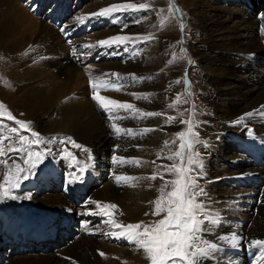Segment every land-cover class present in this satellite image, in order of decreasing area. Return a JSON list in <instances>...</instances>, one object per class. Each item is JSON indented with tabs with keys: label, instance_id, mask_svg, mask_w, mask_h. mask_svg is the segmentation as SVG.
Instances as JSON below:
<instances>
[{
	"label": "bare ground",
	"instance_id": "bare-ground-1",
	"mask_svg": "<svg viewBox=\"0 0 264 264\" xmlns=\"http://www.w3.org/2000/svg\"><path fill=\"white\" fill-rule=\"evenodd\" d=\"M202 1L190 0L193 17L198 22L195 26L200 35L197 39L199 45L193 46L191 51H193L194 60L202 70L209 113L202 135L205 140L202 146L204 180L202 178L199 180V186L204 194L199 199L219 221L215 224H207L206 227L209 230L202 235L205 240L217 242L220 245L215 259L207 260L206 264H226L229 261L228 250L231 246L219 240L221 235L236 233L243 240H264V178L261 181L260 175L264 174V170L254 168L247 163L244 166L239 162L245 157L236 146L235 135L237 133L248 138L247 149L258 150L264 155V152L255 144L256 140L264 141V65L260 61L261 56L264 55L262 49L264 14H262V23L258 27L254 16L234 7L231 0H215V6L210 11L203 9V6L199 7ZM155 2L157 0L153 3ZM225 2L230 4L226 5ZM113 3H122V1L89 0L84 3L81 11L89 15ZM31 4L32 0H0V58H3L1 61L12 74L9 76L3 72L1 68L3 65H0V78L2 72L5 74L0 79V86L7 88L10 94L4 96L1 91V99L3 96L5 102L19 108L25 122H31L29 125L31 131L38 133L47 142L56 140L57 143L49 144V146L51 148L56 146L58 154L59 139L72 137L77 143L90 149L97 163L88 165L84 160L78 159L79 164L89 169L84 174V183L90 186L87 191L90 193V205L87 206L88 210L82 217H79L80 213L72 206L74 202L67 196L68 190L65 185L59 186L58 191L46 192L42 199L39 197V191L34 188L32 191L28 189L22 193L31 194V199L12 200L16 204L23 203L25 211L36 218L38 227L32 234L34 239L45 236H52V238L45 239L48 253L29 249L30 245L23 246L25 248L23 252L13 250L12 247L19 241L15 232L20 225L13 213L4 212L2 216L4 221H0V247L2 246L0 252L8 260L5 264H150L144 252L139 250L133 242L113 237L110 235L111 232L102 233L100 230L102 219L107 217L87 213L98 212L97 205L90 203V201H98L101 206L106 203L118 206L117 209L112 210L114 219L117 218L118 223L128 224L140 221L147 223L161 218L145 216V213H151L153 205L148 202L158 197V189L164 180L157 176L151 187L145 185L143 188L141 182L143 179L149 180L147 177H150L154 171L157 173L164 171L160 165L170 162L163 159L170 153L164 144L168 142L167 136L175 132L177 124L175 119L171 123L167 122L168 116L176 118L168 105L176 90V74L183 71V68L179 67L176 70L174 66H171L166 70L168 76L166 86L162 90L157 89L159 80H146L142 84L134 81L123 83L122 78L126 75L125 73L145 74L140 67L145 62L134 60L127 63L124 54L126 51L123 48L124 51L121 53V47H101L102 51L109 53L102 57L101 51V57L93 59L89 56L94 53V50L82 46L90 41L92 45L98 46L97 42L100 40L116 35H130L131 27L126 30L125 22H117L94 31L95 34L88 39L85 37V41L83 38L77 39L75 44L80 50L79 55H86L80 64L76 60L68 59V55L72 56L71 49L65 48L64 42L47 22L27 13L26 10L28 7L31 8ZM122 13L123 11L120 14ZM163 15L157 17V25L163 22L158 33L164 39L161 42L167 43L178 36L180 20L165 19ZM122 16L125 17V14ZM44 20H47L45 16ZM50 22H55L53 17ZM132 45L133 43H128L127 49ZM90 50L91 54L88 55ZM254 56L257 57L254 61L258 66L252 64ZM9 62L11 65L8 64ZM90 64L92 67L89 68ZM84 66L86 68L83 71ZM240 70L246 72L240 73ZM100 72L103 76H100ZM110 73L122 76L118 78L121 80L119 84L111 79V76L117 77L110 76ZM83 74H87L89 79L86 80ZM100 80L109 81L113 88L116 85H122L119 91L102 89L99 92L100 95L131 103L142 112L159 111L162 115L142 117L134 121V124L139 125L140 128L155 130L148 131L140 138L126 140L119 144V148L126 155L138 156L141 164L139 166L133 164L129 170L126 168L112 170L109 175L113 177L107 180L108 185L102 190L99 188L95 190L91 187L94 185L91 176L97 175L95 165L105 159V153L111 145L104 127L105 118L100 111L101 107L89 98L90 93L93 94V92L87 84ZM125 81L128 80L125 79ZM133 93L151 95L148 99H136ZM246 113H253V115L245 116L239 124L235 123ZM115 124L118 127L121 126V123ZM248 129L252 130L251 137L248 135ZM66 146L70 151L77 150L71 148L70 144ZM77 151L80 152V150ZM75 155L79 157V154ZM153 161L156 163L153 164ZM68 163L73 172L74 164L69 160ZM5 172L0 169V175H4ZM115 175H128L138 179L117 184ZM88 177L90 179H87ZM231 178L237 179L232 181ZM165 179L170 180L172 177L169 178L166 175ZM254 179H257L259 183H253ZM51 188L56 190L52 186ZM48 189L50 190V187ZM255 191L256 194H254ZM219 196L223 198L221 201ZM67 204H70L69 209L66 207ZM57 208H63L72 214L73 217L70 218L75 229L82 225V220H85V226L93 228L89 232L94 233V238H87L86 234H83V237L74 238L66 245L60 237V230L55 233L52 230L53 225L63 224L69 217L59 218ZM0 209L3 210L1 206ZM96 223H98L97 226ZM12 232L15 234L9 237ZM118 242L121 244L117 245ZM262 250L264 251L263 248ZM101 252L105 255L101 256Z\"/></svg>",
	"mask_w": 264,
	"mask_h": 264
},
{
	"label": "snow or ice",
	"instance_id": "snow-or-ice-1",
	"mask_svg": "<svg viewBox=\"0 0 264 264\" xmlns=\"http://www.w3.org/2000/svg\"><path fill=\"white\" fill-rule=\"evenodd\" d=\"M149 8L148 3H113L108 7L100 9L96 13L90 14L89 17L77 16L76 22L84 23L86 19L91 16L98 17H111L115 19L114 14L128 10H147ZM164 11L163 9L160 10ZM169 12L173 15H180V30L184 31L185 24L182 19V14L178 6L170 5ZM126 27V26H125ZM152 39L151 35H116L108 39L98 41V46L101 47H121L127 51L128 43L145 42ZM183 44V37L179 41ZM97 45L85 44L82 47L92 48ZM186 53V49H181ZM75 55V52H73ZM80 57H78L79 59ZM189 62H191L189 60ZM109 75V74H105ZM119 77V74H111ZM179 83V81H176ZM185 91L190 93V81L187 80V74L185 73ZM92 99L96 101L99 106L108 113L109 118L112 120H121L128 118H141V117H159L162 115L159 111L142 112L136 108L135 105L127 102H120L99 94L100 90H115L119 91L122 85H113L107 80H100L95 83H91ZM136 99H148L151 94H136L133 93ZM176 100H179L177 95ZM174 104L170 103L169 108ZM125 111L129 113V116H121L119 112ZM116 113L115 115H113ZM253 113H246L235 123L239 124L243 121L245 116H251ZM9 121L15 120V117L11 112L7 111L5 106L0 103V118L5 117ZM175 117L168 116L167 122L171 123ZM16 127L10 128L9 135H0V165L4 166L7 171L4 173V182L0 183V200H27L31 199V194H14V190L20 188L21 184L28 181L30 178L37 175V169L40 165L45 163L48 156L52 155L51 147H47V144L57 143L56 140L48 142L41 141L39 134L31 131L29 125L31 122H24L15 120ZM186 123V130H182L176 133V137L179 139L180 144L178 150L170 155L163 157V159L171 161V164H162L160 167L164 169L161 172H153L150 177L151 180H156L157 176L164 180V183L160 185L158 189V197L149 201L152 204L151 213H145V216L152 215L153 217H161L160 219H154L147 223L140 221L137 223H118L114 219V213L112 210L117 209V205L106 203L101 206L98 201H90V203L96 204L98 212H89L87 214H100L107 219L105 223L113 229L110 235L116 238H124L133 242L139 250H142L145 254V258L150 264H206L209 259H215L216 253L220 250V245L217 242L205 240L202 233L207 232L209 229L207 224L218 223V219L214 217L206 207L205 203L199 198L203 196V189L199 187V180L202 178L203 169V157L202 154L196 150V146L201 144L200 134L196 131L197 125L192 121H181ZM117 138L121 135L133 136L135 135L133 129H122L115 123L111 125ZM29 131L30 139L26 135L20 134V130ZM155 129H143L142 132L154 131ZM15 134V142H13V136ZM248 135H253L252 130L248 129ZM7 141V146H3ZM41 143H45L44 148H39ZM175 143V141H173ZM70 144L71 148L82 150L88 153L89 160L92 159L90 150L83 145L77 143L72 137H66L59 139L58 150L59 155L63 159L71 161L75 165H79L77 156L68 149L66 145ZM35 146V147H34ZM64 146V147H60ZM164 147H168V142H165ZM115 149L119 148V145L114 146ZM19 156L22 160L19 162L16 157ZM160 159V157H158ZM179 159L180 163L177 164L176 160ZM11 160V163H9ZM113 162L118 163L121 166L124 164H135L139 166L141 161L138 159H127L125 157L113 156ZM153 164L156 162L153 161ZM86 168L78 167V170H74L69 173L67 177V183L69 185L73 183H83L85 179ZM171 176L172 179L166 180L165 176ZM138 179L137 177H130L128 175H115V181L117 184L127 183L130 180ZM171 186V190L169 189ZM220 241H224L230 245L233 249L240 246L242 237H239L236 233L225 234L219 237ZM258 246L264 248V240L253 239L249 243V247ZM101 256L105 254L100 253ZM264 264V259H262Z\"/></svg>",
	"mask_w": 264,
	"mask_h": 264
},
{
	"label": "rangeland",
	"instance_id": "rangeland-1",
	"mask_svg": "<svg viewBox=\"0 0 264 264\" xmlns=\"http://www.w3.org/2000/svg\"><path fill=\"white\" fill-rule=\"evenodd\" d=\"M104 1H107V0H100V2H104ZM121 1H122V3L125 2V3H136V4H140V3H148L149 4V8L147 10H135L134 11V20L133 21L131 20L130 25H128L126 23V27H125L126 30L131 27V30L129 29L130 36L131 35L132 36L144 35V34L152 36L151 40H149L147 42H142V44H143L142 46H133V48H136V52H138V57H136L135 59L129 60V61L126 60L127 63L130 61H134V60H138V61L141 60V61L145 62L143 65H140V67L142 68V71L145 72V74H143V73H137L136 74L137 76H141L142 81L140 83H138L134 80V82L138 83V84H142L146 80H157V81L159 80L157 82L158 83L157 89L162 90L166 86V81H167V76H168V72L166 70H168L171 66H174L176 68V70H178L179 67L183 68V71H180L179 74L178 73L176 74V77H177L176 81H179V83H176L177 84L176 90H175V92L173 94V98L171 100V103L174 104V106L171 107V111H173V113L176 115L175 123L177 124V128H176L175 132H172L169 136H167L168 150L170 152V153H168V155H170V154H172L178 150L180 141L176 137L175 134L182 131V130H186V128H187V124L181 123V121L192 120L197 125L195 130L198 131L200 134L201 144L196 146V150H198L202 154L203 165H204V154L202 153V146H204L205 140L202 138V135H203V131H204L205 126H206L205 120H206L209 113H208V109L206 106V98H207L206 96L207 95H206V92H204V89H206V87L204 86L205 84L203 83L202 70L199 67L197 61L194 60L193 51H191L193 46L197 47L199 45L197 39H199L200 35H198L199 32H198V29L196 28V26L198 25V22L193 17V13H192L193 7L190 5L191 4L190 0H179V2H178V0H157V2H155V3H153L154 0H121ZM247 1L250 2L252 0H231V3L234 4V7H237L240 10L244 11L242 7L247 3ZM225 4L229 5L230 2H225ZM170 5H175V6L179 7L180 12L182 14V19H183L184 24H185V28H184V31L181 32L180 27H179V29L177 30L179 33L177 32L178 36L175 37V40L170 39L169 42L165 43V42H161V41H164V39H162V37H160V35L158 33V31L160 30L159 28L163 24V22H160L159 25H157V17L164 14L163 16H165V19L176 18L178 21L180 20L179 14L173 15L171 12H169ZM202 6H203V9L210 11L215 6V0H203L200 3L199 7H202ZM28 9H30V8L28 7ZM161 9H163L164 11H162L160 13ZM262 11H264V7H263ZM118 13L120 14L121 12H118ZM123 14H124V11L120 15H123ZM262 14H264V12H262ZM126 16H128V15L125 14V17ZM252 16H253V13H252ZM34 18H37V17H34ZM97 18H98V20H97ZM111 19H112L111 17H106L105 19H103V17H98V16L94 17V21L102 22L104 24V27H109L111 25H114L115 22H117L116 20H114L115 22L114 21L108 22V23L105 22L106 20L111 21ZM144 23H145V25H143ZM134 28H136V29H134ZM95 32L93 34L87 36V39L89 37L93 36L95 34ZM127 35H129V34H127ZM156 35H158V36H156ZM182 37L184 40L183 44L179 43V41L181 40ZM164 47L166 49L165 51H164ZM181 49H186L187 50L186 53L182 52ZM120 51H121V53H123V51H124L122 46H121ZM126 52H128L130 54V53H133L134 50L130 46ZM89 54H91V50L88 52V55ZM124 54H125V58H126V53H124ZM256 58H257L256 56L253 57L252 64L255 66H258L257 63H255V61H254ZM1 60H3V58H0V65H3V66H1L2 71L5 72L6 74H9V76H12L11 72L9 70H7V68H6L7 66L4 65ZM189 60L191 62H189ZM8 64L11 65L10 62ZM85 66L83 68V71L86 68ZM90 67H92L91 64L89 65V68ZM250 69H251V66L249 68V71H247L248 73L250 72ZM3 72H2L0 79H2L3 76L5 75ZM241 72L245 73L246 71L240 70V73ZM185 73L187 74V80L190 81V93L191 94L189 97H184V94L181 92L182 90H185V83L183 84V78H182L183 75L185 78ZM125 74L128 75L129 73H125ZM129 75H131V74H129ZM121 77L122 76H119L118 78L120 79ZM123 77H125V75ZM125 78L129 81V77H125ZM181 82H182V84H181ZM1 91L3 92L4 96L10 95L8 93L9 90H7V88H5V87L0 86V93H1ZM177 95H179V100H176ZM0 103H2L5 106L7 111L11 112V114L15 117V120L25 122V120L23 119V113L20 112L19 108L9 105L7 102L4 101L3 96H2V99L0 96ZM204 113H206L207 115ZM115 114L116 113H114L113 115H115ZM120 115H122V114H120ZM4 118H6V116ZM15 120H13L14 125L0 129V135H5V136L9 135L10 134V131H9L10 128L17 126L15 123ZM11 135L13 136V142H15V134H11ZM235 135H236V139H237L236 146H238L239 149H245L246 150L248 148L247 141L249 139L242 136L241 134L236 133ZM39 138L41 139V141H44L41 138V136H39ZM30 139H35V138L31 137V135H30ZM173 141H175V143H173ZM255 142H256L255 143L256 146L259 147L260 150L264 152V141L263 140H260V141L256 140ZM43 145H45V143H41L39 146H43ZM3 146H5V147L7 146V141H5V144ZM131 156L132 155H130L128 157H131ZM132 157H134V156H132ZM134 158L137 159L139 157L135 156ZM239 162L244 166L246 163L248 165L246 158L240 160ZM239 162H236V163H239ZM100 163L101 162L99 161L98 164H96L98 166V168H100ZM171 163L172 162L170 161L169 164H171ZM176 163L179 164L180 160L177 159ZM95 170H96V168H95ZM202 172H203V169H202ZM105 173L106 174L108 173L107 175H109L110 172L105 171ZM97 175L91 176L94 182H97V180L99 181V182H97V185H99V186L97 188H94V189L97 190L99 188V190H102L106 185H108V183H107L106 179H102L103 178L102 174H99V172H97ZM260 175L262 176V178H261V181H262L264 178L263 177L264 174H260ZM255 176L259 177V175H256V174H255ZM169 178H171V176H169ZM51 179L53 180L54 177H52ZM87 179H90V178L88 177ZM231 179H233L232 181H234L237 178H231ZM202 180H204V177H202ZM151 181H152L151 179H149V180L143 179L141 182L142 185L141 184L140 185L142 188L145 185H147L148 187H151V185L154 184L155 180L153 182H151ZM103 183H104V185H103ZM253 183H259V181L257 179H254ZM52 184L53 183L46 180V188L45 189L40 188L39 186L34 187L35 189H37L39 191L40 199L44 198V195L46 192H49V191L55 192V191L59 190V186L56 188V190H53L51 188ZM60 186H62V185H60ZM93 186H95V185H93ZM48 187H50V190L48 189ZM126 190L128 191L129 188ZM168 190H171V186H169ZM254 194H256V191L254 192ZM242 197H244V196H242ZM218 198H220L219 199L220 201L223 199L221 196H219ZM9 201H11V200H9ZM217 203L219 204V201ZM69 205L70 204L66 205V207L68 209L70 207ZM62 209L63 208H57V210L60 214V215H58L59 218L61 217L63 219V216L73 217L72 214H69L64 209L63 210ZM76 221H79V219H76ZM74 227L75 226H72V230L75 231L76 229ZM259 249L264 253L262 248L259 247Z\"/></svg>",
	"mask_w": 264,
	"mask_h": 264
}]
</instances>
